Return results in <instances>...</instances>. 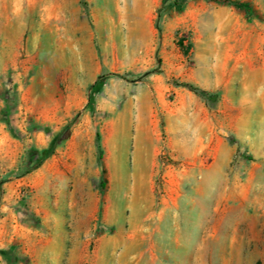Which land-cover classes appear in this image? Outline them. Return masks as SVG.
<instances>
[{
	"label": "rangeland",
	"instance_id": "rangeland-1",
	"mask_svg": "<svg viewBox=\"0 0 264 264\" xmlns=\"http://www.w3.org/2000/svg\"><path fill=\"white\" fill-rule=\"evenodd\" d=\"M24 14L19 46L0 47V264H97L103 236L130 234L132 264H264V96L236 104L245 77L264 91V0H161L155 47L115 34L71 112L69 86L93 70ZM147 125L152 208L134 231L108 163L123 146L132 161ZM238 179L245 197L223 198Z\"/></svg>",
	"mask_w": 264,
	"mask_h": 264
},
{
	"label": "crops",
	"instance_id": "crops-1",
	"mask_svg": "<svg viewBox=\"0 0 264 264\" xmlns=\"http://www.w3.org/2000/svg\"><path fill=\"white\" fill-rule=\"evenodd\" d=\"M161 0H0V47L6 45L11 48H17L20 44V31L22 15H27V11L39 10L44 19V32L47 37L52 38L53 33L62 34L58 38L60 47L65 48L70 41L73 47L78 49L81 62L87 63L92 68V74L87 80L78 79L75 84L69 86L72 92L68 94L69 109L73 110L77 103L75 99L80 97L81 105L85 101V88L92 85L100 75L104 64L108 63V47L115 34L119 32L128 33H146L145 43L147 49L155 47V29L157 10ZM17 30L16 32L13 30ZM64 34H70L65 36ZM72 34V35H71ZM99 40L101 48L104 51L103 61L94 54V41ZM137 54L136 56H138ZM264 74V67H261ZM223 85V84H222ZM259 83L252 76L245 77L240 83V90L237 92L238 100L236 104L240 105L256 103L258 97L264 96V91L259 92ZM221 89L224 87L221 86ZM264 88V87H263ZM225 95V94H223ZM240 96V97H239ZM72 98V99H71ZM71 99V100H70ZM259 100V99H257ZM77 105V104H76ZM245 121H242L243 127ZM241 125V123H240ZM147 132L146 136L136 138V148L133 153V159L130 161L128 148L123 146L118 153L112 155L108 163V170L117 182L116 191L123 193L120 198L127 202L131 209L130 228L134 230L138 227L140 220V210L151 209L150 202L151 187L149 181L154 170L153 146L155 138L150 134V127L143 126ZM119 134H117V137ZM118 139V138H117ZM126 144V143H125ZM145 144V146H143ZM139 156L144 164L139 178H130L132 168L135 162H139ZM135 157V158H134ZM239 178V176H238ZM206 189L207 186H205ZM240 180L235 181V194L230 189L222 192L225 199L235 198L239 203L245 193L240 189ZM110 207H108V210ZM119 214H123L120 210ZM110 212L105 210V221L108 224L116 221L110 219ZM146 220L152 217L147 214ZM144 221V220H143ZM120 226L121 223L118 222ZM117 225V224H116ZM138 245L136 238L126 236L118 238L117 236H103L100 239L95 261L97 264H132L134 257L132 251Z\"/></svg>",
	"mask_w": 264,
	"mask_h": 264
},
{
	"label": "trees",
	"instance_id": "trees-1",
	"mask_svg": "<svg viewBox=\"0 0 264 264\" xmlns=\"http://www.w3.org/2000/svg\"><path fill=\"white\" fill-rule=\"evenodd\" d=\"M236 5L238 6V7H245V3H236ZM158 28H159V26H158ZM102 78V76H100V78L99 79H101ZM98 81H100V80H98ZM98 81H97V83H98ZM186 85H188V84H186ZM95 86V85H94ZM65 129H67V127L65 128ZM64 129V130H65ZM62 135H63V132H61L58 136H57V138L54 140V142H53V144H52V146H51V148H49L48 150H47V156H50V155H52L53 153H54V150H55V148H56V146L59 144V141L62 139ZM98 138H100V134L98 133Z\"/></svg>",
	"mask_w": 264,
	"mask_h": 264
}]
</instances>
